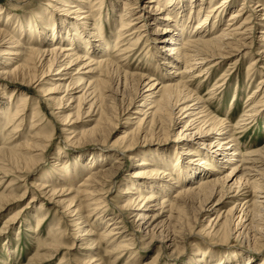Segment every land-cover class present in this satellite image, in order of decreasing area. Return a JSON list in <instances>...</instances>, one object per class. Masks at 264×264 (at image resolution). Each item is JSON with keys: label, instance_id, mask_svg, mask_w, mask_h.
<instances>
[{"label": "bare ground", "instance_id": "bare-ground-1", "mask_svg": "<svg viewBox=\"0 0 264 264\" xmlns=\"http://www.w3.org/2000/svg\"><path fill=\"white\" fill-rule=\"evenodd\" d=\"M33 1L17 0L16 5L22 7ZM49 3L35 11L37 18L27 25L21 21V29L14 23L8 26L0 22V89L14 86L7 102L0 103V174L8 177L14 172L29 173L53 145L52 134L44 124L45 117L48 122L51 118L41 110L40 96L33 112L28 113L34 104L30 85L38 88L52 110L57 109L56 114L51 112L61 122L65 140L71 141L68 145L105 144L124 119L123 114L128 116L122 132L109 145L108 154L94 148L92 151L98 149V158L84 164L77 158V162H70L69 152L58 148L52 170L35 176L33 184L43 188L47 197L38 208H43L47 200L56 207V215L60 208L63 217L68 214L73 226L69 223L65 228L49 230L48 238L36 239L39 243L33 257H51L62 250L68 254L77 249L83 254L70 253V260L78 264H116L130 252L124 264H138L139 249L156 241L162 242L160 248L175 251L192 242V237L205 242L217 238L219 243H228L235 235L251 253L244 250L228 259L219 255L217 260H204L201 254L191 264H264V257L258 260L252 253L264 250V241H260L264 240V146L248 150L236 132L257 120L263 109L264 76L247 94L241 114L233 121L211 110L199 95L197 83L191 86L192 77L207 78L215 64L235 52L243 58L247 54L253 57L247 76L258 72L254 66L260 57L252 55L254 40L252 35H246L263 25L256 54H264V0H243L238 9L233 0ZM3 9L0 4V18L6 13L7 20H11L12 13ZM104 10L106 20L102 17ZM108 24L112 26L110 33ZM14 31L24 36L27 46L22 45ZM151 33L162 36L151 39ZM150 40L160 45L155 48ZM135 55L144 58L145 66L133 69L128 64ZM54 68L58 71L51 74ZM212 91L214 87L209 93ZM28 117L30 136L24 131ZM85 117L90 118L83 121ZM82 121L89 124L80 128ZM22 136L24 140L20 142ZM169 139L173 142L170 149L155 152L156 158L133 152L141 140L162 143ZM256 153L263 155L260 165L256 160L261 157L256 158ZM123 154L133 159L137 168L128 174L131 176L120 179ZM109 161L112 165L105 167ZM114 184L119 190L113 199L109 192ZM231 190L236 198L227 210H206L209 203L221 204ZM4 191L0 192V204L15 195L12 190ZM247 191L254 192L250 200H245ZM112 206L115 216L106 212ZM204 211L208 215L202 221ZM165 212V218L160 219ZM129 214L133 217L131 230L127 229ZM62 216L56 225H61ZM42 219L43 214L38 217L37 226ZM100 221L103 230L99 228ZM70 225L73 230L65 238L63 233ZM200 248L215 257L213 244L196 246L198 252ZM62 253L59 264H68L70 260L63 262L68 255ZM152 263L153 259L140 264Z\"/></svg>", "mask_w": 264, "mask_h": 264}, {"label": "rangeland", "instance_id": "rangeland-1", "mask_svg": "<svg viewBox=\"0 0 264 264\" xmlns=\"http://www.w3.org/2000/svg\"><path fill=\"white\" fill-rule=\"evenodd\" d=\"M233 1L235 3L236 9H238L242 6L243 0H233ZM17 3H18L17 0H0V4L4 6L3 11L8 10V12L10 11L12 13L11 20H7L6 13H3L1 15L0 22L2 21L4 24H7L8 26H10L12 23H14L15 26L19 29H21V24L23 26V23L21 21L24 22V25H27L28 22H31L32 18H37L36 16H38V15H34V14H36L35 11H39L44 6H48L47 4H50L49 0H34L31 4L22 5V7L17 6L16 5ZM116 4L121 9V4H118L117 2H116ZM251 8H253V7L251 6ZM108 10L110 11V13H112V9L107 8V11ZM105 12H106V10H104L102 17L106 20L107 15L105 14ZM228 17H229V15L226 16L225 19H227ZM108 18L110 19L111 17L108 15ZM252 18H253L252 21H255V23H256L257 22L256 21L257 20L256 15H255V17L253 15ZM195 23H196V21H194V24ZM116 24H119V23L116 22ZM107 26H108L107 32L110 33L109 30L112 29V26L109 27V24L106 25V27ZM262 27H263V25H260L258 27L256 26L254 28L255 30L253 29L254 33L246 35V37L247 36L249 37L250 35H252V40H254L253 47L251 48L253 51L252 55H254V57H260L259 60L256 62L257 65L254 66L256 69H258V72H256L257 74L255 73L254 75H248L249 77L247 76V69L249 66V60L251 58H253V57H251V54H247L243 58L242 54L238 55V53L234 51L235 53L233 55H229V57L227 56L225 59H222L223 60L222 63L217 64V65L215 64L213 66V68H211L210 72L208 73L209 76H206L207 78H204V77L200 78L198 76L191 78V80H192L191 83H194L191 86L195 87L196 83L199 85L198 86L199 95L204 97L206 104L211 108V110H213L220 117H227L228 120H230V121L236 120L239 117V115L241 114L242 108L245 106V102L247 100V94H249L250 92L253 91L256 84L261 80L262 74L264 76V71H263V69H264V67H263L264 66V54L259 53L260 56L256 54L259 52L257 50V48H258L257 46H259V37H260V33H261L260 31L263 29ZM25 28L29 29L26 26H25ZM12 29H9V30L12 31ZM117 29H118V27H117ZM15 33L18 35L17 38L22 42V45H24V47L27 46L28 44L25 42L24 36L20 37L19 31H16ZM148 36H150L151 39H154L155 37H161L162 35H153L151 33ZM247 39L249 41V40H251V37L247 38ZM150 42H151V46L155 45V48H156V46L158 47L160 45L159 42H153V40L152 41L150 40ZM152 49H154V47L151 48L150 50H152ZM164 52H165V50H164ZM161 55L162 54H160V57H161ZM1 59L2 58L0 57V60ZM137 59H138V56L135 55V56H133V60L128 63V64H130V66L133 69H136V68L138 69V67H136V66H139V65H141V67H142V65L145 66V62L143 61L144 58H141L138 60ZM219 61L221 62V60H219ZM208 64H206L205 66H207ZM215 67H217V68H215ZM56 71H58V69L54 68V70L51 74H55ZM140 71H143V70H140ZM224 74H225V76H224ZM52 76H55V75H52ZM250 77H252V79H250ZM216 83L219 84V86L221 84L222 85L220 87L219 86L216 87V85H217ZM30 86H32L30 96L32 97L31 98L32 103H34V104H32L30 106V108L28 109V113H31V111L33 112V107H34L33 105H35L36 100H39L38 97L40 96V98L42 99V103L40 105L41 110L43 111V113L45 111L46 116L51 118V122H48L46 120V117H45L44 124H45L46 128L50 131V134H52L53 145H51L50 149L47 150L44 153V155L40 156L37 165H35V167L29 173L22 172L21 174L23 176H21V177L17 176V175H21V174L16 173V172L12 173V175H10L8 177H4L3 174H0V179H2L4 177V180L2 181V184L0 185V192L4 191L5 189H7V191H8V189H9V190H12V193H15V195H13V197L11 196L9 202H7V203L5 202L6 204H0V205H3L0 207V264H59L60 263L59 262L60 258L63 255L62 251L66 254H67V251L62 250L61 253H58V252L55 253L54 252L55 255H53L51 257L45 256L44 258L40 257L38 259L37 258L35 259L33 257L34 253H36V251H37L36 249H38L37 248L38 243H39L37 241L38 239L48 238L49 237V230L56 229L58 227L65 228V226H67V224L70 223L69 222L70 219H72L68 214L64 215V217H63L62 214H60L61 208L58 211V215H56V213H55L56 207L52 206L51 203L49 204V202L47 200H46L43 208H38L40 206V203L43 202L42 199H47V197H46V195H44L43 188H37V186L33 184V181L35 180V176L38 174H46L47 175L52 170V166H53L52 164L54 161H56L55 160V153L58 150V148L65 149L66 151L69 152L67 158L70 160V162H77V161H75L76 160L75 158H77L78 160H80L78 162L84 163V164L90 160H94L95 158L96 159L98 158L97 153L95 152L98 149L92 151V149H94V148H99L105 154H108L110 152L109 148H111V146H109V145H111L113 140L118 136V134L120 132H122L123 128L125 127V118L128 116V114H126V113L123 114L124 119H122V121L117 125V127L114 130H112L113 133L110 134V137H108L109 140H107L105 142V144L100 143L98 146L95 145L94 143H86L84 145H79V144L68 145V144H71V141L65 140V138H66L65 134H63L61 129H60L61 128V122L55 117L53 112H51V111H54V113L56 114V112H58L57 109H55V110L51 109L52 106L46 102V99L43 98V95L41 94V92L39 90H37L38 88L35 85H30ZM212 86L215 88V91L217 90L216 91L217 93H215V91H212V93H209V92H211V89L213 88ZM13 87L14 86L11 85V86L7 87V89H5V90L0 89V103H2V101L7 102L9 95L12 93ZM145 89H143V90H145ZM213 92L216 95L213 94ZM3 93H5V96ZM21 94H22V89H21V93H19V95H18V98L21 97ZM229 108L231 109V113L227 114V112H229V110H230ZM263 112H264V107L261 110V112L259 113L260 115L259 114L257 115L258 116L257 120H254V122L250 123V125H248L246 127L247 129L246 128L244 130L237 129V131H236V132H238L237 135H239L238 137L242 141L243 146L247 147L248 150H256L257 148L264 146V113ZM89 118L90 117H85L83 121L89 120ZM27 120H28V122L26 123V126L24 124V126H25L24 131H26V135L30 136V135H32V133L27 132V130L29 131V127H30L29 117ZM83 121L79 125L80 128H82L85 124L86 125L89 124V123H87V121L86 122H83ZM56 126L58 127V129L53 130V128H56ZM179 129L180 128L175 130L176 134L179 132ZM23 140H24V137L22 136V138L20 139V142ZM172 143L173 142H171L170 139L168 140V142L166 141V142H162V143L157 142L156 140H153L150 142L141 140L135 146V148H134L135 151H133V152H135V153L145 152L147 155L142 154V156H150L151 158H156L155 152L170 149V146ZM36 152H38V151H36ZM261 153L264 154V151ZM258 155H260V156H258ZM262 156H261V154H257V153L255 154L256 158L261 157L260 160H256V161H258L257 164H259V165L261 164V163H259V161L263 163V161L261 159H263L264 156H263V158H262ZM121 157H122V159L120 161L124 162V164L122 163V168L119 171V178L124 179V177L126 175L131 176L128 174H130L135 168H137V166L134 165L133 159H131L129 157L125 158L124 154L121 155ZM123 157H124V159H123ZM252 157H254V156L252 155ZM111 162L112 161L105 163L104 166L108 167V166L112 165ZM250 164H252V163H250ZM72 165H74V164H72ZM259 167L262 168V166H259ZM252 173L255 175L256 171H253ZM84 176H85V173H83L82 177H84ZM13 178H14V180H13ZM33 186H35V187H33ZM115 187H116V185L114 184L113 188L109 192L110 196L113 199L117 196V193L119 190L117 187L116 188ZM7 191H4V192L7 193ZM248 191H250V189ZM248 191H247V193H245L246 196L248 194V197H246L244 195L245 200H248V199L250 200L251 194L254 193L252 191H251V193H248ZM233 192L231 190L230 193H227L224 196V199L223 200L221 199V201H220L221 204L219 203V205H217L218 203H215L213 205V203L215 201L212 203H209L206 210L209 209L210 211L212 210V212H214L215 210H218V211L227 210L230 207L232 201L236 198V197L232 196L235 193V192L234 193ZM259 194L262 195L263 193H259ZM32 198H34L33 201H31ZM106 212L109 215H114V216L117 215L115 213V208L113 206H112V208L106 210ZM205 212H207V211H204L203 212L204 215L202 214V216L200 218L202 221H205V217H206V215H208L207 213L205 214ZM16 214H18V215H16ZM42 214L44 215V219H42L40 225L37 226L38 217L41 216ZM212 214L214 215V213H212ZM165 215H166V212H165L164 216L160 219L165 218ZM61 216H62V220H60L61 225L58 226L56 224L59 220V217H61ZM128 217H129V221L127 222V229L131 230V228L133 226L132 225L133 217L131 214H129ZM95 219H96V217L93 219V221ZM202 221H201V223H203ZM167 222H166V224H167ZM100 223H101V225L99 226V228L101 230L102 228H104V224L101 221H100ZM70 224L72 225V223H70ZM71 225L68 226V231H65L63 233L65 238L67 237L69 231L71 233L73 230V229H71V228H73L72 227L73 225L72 226ZM161 229H162V227H161ZM134 230H138V228H135ZM138 233H140V232L138 231ZM35 235H37V236H35ZM189 240H191L192 242H190V241L186 242L185 245H183V247H181V249H178L175 251H172L169 247L160 248V244H162V242L156 241L152 245H148V248H144V249L140 248L139 249V251H140L138 253V255H139L138 259L139 260H137V262H139L138 264L147 263L153 259L152 264H187V263L191 264V263H193L195 258L197 260H199L201 258V254H204V258H205V259L203 258L204 260H210V259H215V258H216L215 260H217L219 255H223V257H226L228 259L230 256H233L236 253L241 254V253L245 252L244 250H249V253H251L250 249H247L245 243L243 244L239 240H237V238H235V235L232 238H230V241L228 243H226V242L225 243H219L220 241L217 240V238L212 239V240H206V242L201 241L198 237H192V238H189ZM260 241L262 242L264 240L261 238ZM208 243L213 244V246L215 248L214 249L215 254L214 253L213 254L215 255V257L211 258L210 255H208V252L203 250L202 248L199 249V250L202 249L200 252H198L196 250V246L206 247L208 245ZM77 244H79V243H77ZM78 246L79 245H77V246L75 245L74 247L78 248ZM140 246H142V245H140ZM67 247H69V246H67ZM13 250H14V253H13ZM39 250H42V249H39ZM80 251L81 250L73 249L72 251L68 252V254H67L68 256L65 258V260H63V262L65 263L67 260H70V257L73 258V255H70V253H72L74 255L83 254L82 253L83 251H81V252ZM41 252H43V251H41ZM129 253L130 252L125 253L123 255V259H121L122 258L121 257L116 262V264H124L125 261H127L129 258ZM252 253L255 254V256L258 260H259V258L264 257V250L257 252L258 254L255 253L254 251H252ZM103 254H104V252H103ZM218 262H220V261H218ZM230 262H231V260H230ZM254 263L255 262H253V264ZM258 263H259V261H258ZM68 264H78V263L74 262L72 259V260H70V262Z\"/></svg>", "mask_w": 264, "mask_h": 264}]
</instances>
